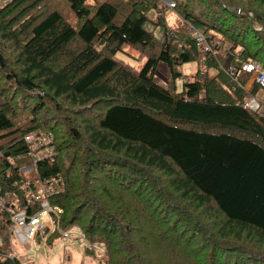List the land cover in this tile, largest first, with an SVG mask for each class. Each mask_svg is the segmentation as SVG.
Listing matches in <instances>:
<instances>
[{
	"label": "trees",
	"instance_id": "obj_1",
	"mask_svg": "<svg viewBox=\"0 0 264 264\" xmlns=\"http://www.w3.org/2000/svg\"><path fill=\"white\" fill-rule=\"evenodd\" d=\"M125 44L143 65L115 57ZM248 62L264 71V0H0V264L77 230L103 264H264ZM43 200L55 229L22 254L11 215Z\"/></svg>",
	"mask_w": 264,
	"mask_h": 264
},
{
	"label": "rangeland",
	"instance_id": "obj_2",
	"mask_svg": "<svg viewBox=\"0 0 264 264\" xmlns=\"http://www.w3.org/2000/svg\"><path fill=\"white\" fill-rule=\"evenodd\" d=\"M155 15L156 13L154 12L149 14V16L153 18ZM168 18L170 23H174L176 20V16L173 12H169ZM115 57L117 59H124L134 65H143L145 62V58L139 59V51L127 44L124 46V52H119ZM198 68L199 65L196 62L186 63L181 67V71L186 75H191L196 72ZM159 74L163 79H166V69L163 65L159 68ZM210 74L213 75L212 70ZM252 81H254V76ZM182 86L183 82L181 80L178 82V89L181 90ZM22 171L26 173L25 175L27 176H36V171L33 166L22 169ZM43 219L46 221V225L50 226V231L52 232V230L55 229L56 222L51 221L49 216H44ZM75 236L74 238L63 237L57 240L54 247L46 245L44 240L41 244L33 242L29 256H27V252L23 260H30V262L34 261V264H103V259H101L100 255L101 251L98 250L95 254L87 253L84 247V240L79 235ZM16 246L21 250V253L26 251V249H24L25 245L19 243L18 240Z\"/></svg>",
	"mask_w": 264,
	"mask_h": 264
},
{
	"label": "built area",
	"instance_id": "obj_3",
	"mask_svg": "<svg viewBox=\"0 0 264 264\" xmlns=\"http://www.w3.org/2000/svg\"><path fill=\"white\" fill-rule=\"evenodd\" d=\"M167 2L170 5H174V3L171 1H167ZM193 34H194L196 40L200 43V47L206 51L208 48L205 45L204 34L201 31L196 30V29L193 30ZM243 68L247 72H250L252 74V76H254V81L259 83L260 85H264V71L261 68H259L254 62L246 63L243 66ZM230 70L232 71L233 69L230 68ZM248 106L250 108H252L253 110H257L259 107V102L255 98L250 99L248 102ZM26 139L29 143H33L35 138L33 135H29V136H27ZM42 192H44V190L37 193L35 195V199L41 200V193ZM3 205H4V199L0 198V208ZM42 207H43L42 211L38 215H35V216H28L25 211L12 213V215H11L12 230H14V234H15L17 240L19 241V243L25 245L24 249H26V250H30V243L33 242V240H35L37 234L41 230H43L44 227L46 226V221H44L43 217L48 216L50 214V211L52 210L51 205H50L49 201H47V200H43ZM58 212H60V211L58 210ZM49 218H50V216H49ZM80 232L81 231H78V230L75 231V235L80 236ZM65 235L66 236L71 235V232H66ZM82 236L83 235H81L80 237L83 238ZM22 254H25V252H23ZM20 255L21 254L18 253L17 251H14L10 254L11 257H15V256L20 257Z\"/></svg>",
	"mask_w": 264,
	"mask_h": 264
},
{
	"label": "crops",
	"instance_id": "obj_4",
	"mask_svg": "<svg viewBox=\"0 0 264 264\" xmlns=\"http://www.w3.org/2000/svg\"><path fill=\"white\" fill-rule=\"evenodd\" d=\"M213 71V75H215L216 73H217V71L216 70H212ZM252 78H253V76L251 77V80H250V82H249V84H248V86H251V84L253 83V81H252ZM259 97L260 98H264V91L263 90H261L260 92H259Z\"/></svg>",
	"mask_w": 264,
	"mask_h": 264
},
{
	"label": "water",
	"instance_id": "obj_5",
	"mask_svg": "<svg viewBox=\"0 0 264 264\" xmlns=\"http://www.w3.org/2000/svg\"><path fill=\"white\" fill-rule=\"evenodd\" d=\"M238 11H239V12H244V11L248 12L249 10H247V9H239ZM251 14H252V16H253V18H254L255 13H254L253 11H251Z\"/></svg>",
	"mask_w": 264,
	"mask_h": 264
}]
</instances>
